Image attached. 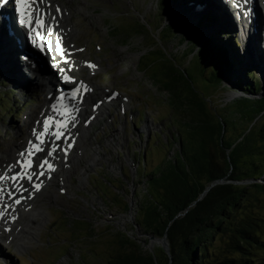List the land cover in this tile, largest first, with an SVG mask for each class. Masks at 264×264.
I'll use <instances>...</instances> for the list:
<instances>
[{
    "label": "rangeland",
    "instance_id": "rangeland-1",
    "mask_svg": "<svg viewBox=\"0 0 264 264\" xmlns=\"http://www.w3.org/2000/svg\"><path fill=\"white\" fill-rule=\"evenodd\" d=\"M9 1L11 2L7 5L12 6L13 0ZM44 1L47 2V5L45 4L47 10L57 17L52 18L50 22L47 21L54 30L50 42L59 37L61 44L70 50V56H73L78 64L97 63L98 71L92 73L93 75L86 70L77 73V79H82L90 85L87 93L89 101L84 104V108L93 112L95 105L90 99H103L100 97L101 92L117 100L112 99L108 102V106L101 109V116L95 119L89 128L80 121L85 138L80 139L82 132L78 133L80 137L73 155L76 159H70L66 174H63L61 167H57L55 173L58 179L52 175H45L39 179L33 177L34 183L41 184L40 190L33 193L36 201L34 209L41 213V216H37L38 223L23 215L20 207L12 217H16L13 220L14 226L22 223L21 225L27 229L34 230L35 235L28 234L30 235L28 237L23 230L18 229L21 238L17 239L11 236L16 228L12 227V231L0 228L3 231L0 236V264H29L28 261L34 264H105L106 253L112 252L113 246H118L114 237L117 234H123L137 242L146 240V244L143 243L144 249L153 254L159 264H167V253L160 239L150 240L141 233V229L135 223L138 217L136 206L144 198H148L143 181L144 171L139 168L138 163L141 164L142 158L145 165L156 170L163 159H172L179 149L175 137L179 134L183 141L188 140L183 124L186 116L184 109H176L173 95L167 97L140 73L134 60L138 52H135V43L132 42L131 35L134 30L137 31L138 25H142L148 28L157 42V35L160 37L161 45L170 52V56L181 52L183 47L173 49L171 45L163 44L171 37L170 30L163 31L164 26L157 28L155 25L154 29L150 25L153 22L151 17L154 13L157 14L156 0L150 4L146 2L147 0ZM206 1L203 4L193 1L177 7L168 3V9L170 7L175 9L170 11L168 17L163 18L161 26L169 24L183 29L185 24L195 23L202 13L216 12L214 16L218 19V28L234 36L242 53L253 64L254 80L262 84L264 73L255 66H264V33L252 37L247 30L240 29L244 22L232 13L225 3H221V0ZM212 2L214 4H211ZM2 5L4 3L0 2V14L6 10ZM253 6L261 10L259 0H254ZM16 26L18 24L14 20V28L17 31ZM262 27L264 21L262 23L260 20L259 30ZM212 30L213 28H210L208 33ZM22 33L26 32L17 31L20 36ZM135 41L143 42V39L137 36ZM1 51L6 56H0V69L4 73L3 79L6 84L1 91L5 94L4 103L8 104V108L0 109V163L13 161L18 166L16 158L20 149L27 144L30 131L43 124L41 111L51 108L57 95L49 90V87L41 84L39 88L36 87L37 82L30 74L21 77L25 78L28 84H19L17 74L22 68L21 54L14 51L9 42H4L0 29V54ZM25 52L30 56L42 57L32 52L28 43L25 44ZM154 56L151 54V57H148L154 62L153 67H149L148 74L152 83L158 86V81L152 76L154 69L160 64L156 63ZM42 58L50 67L48 59ZM202 59V54L195 55L189 65L187 62L188 67L186 66L184 74L200 95L213 100L216 94L214 90L218 85L210 77L208 67L205 72L208 79L196 78V72L201 74L205 70L206 63ZM174 60L178 68H181V60L179 58ZM3 62L8 63L5 68L1 65ZM6 68L7 70H4ZM60 78L61 75L57 74L56 79L60 87L68 88L65 80L61 84ZM226 81L227 79H223L220 85L226 87L225 95L229 97L236 89ZM187 83L180 80L179 86L189 92ZM237 92L240 93V90ZM259 93L253 96L254 99L261 96L259 101L250 99L244 101L239 98V101H232L228 108L216 110L225 127L226 142L234 138V130H242L247 120L264 107V92ZM121 98H126V108L121 107L122 100H118ZM215 100L218 107L223 106L220 97ZM202 110L204 114L208 113L205 106H202ZM26 150L25 148L23 152ZM57 150L61 154L65 153L63 149ZM42 160L43 156L35 155L33 162L36 164ZM5 163L3 167L7 165V162ZM23 182L26 188L32 189V183L27 179ZM115 204L127 205V208L120 209ZM260 205L259 210L264 215V199L260 201ZM128 209L129 212L126 213ZM261 238L264 241V229L261 231Z\"/></svg>",
    "mask_w": 264,
    "mask_h": 264
},
{
    "label": "trees",
    "instance_id": "trees-1",
    "mask_svg": "<svg viewBox=\"0 0 264 264\" xmlns=\"http://www.w3.org/2000/svg\"><path fill=\"white\" fill-rule=\"evenodd\" d=\"M193 1L204 3L203 0L155 2L157 14L151 17L153 22L150 25L153 28L154 25L157 28L164 26L163 31L170 30L171 37L163 44L171 45L173 49L183 47L181 52L171 55L173 61L179 58L180 66L186 72L187 62L189 65L195 55L202 54L206 65L201 74L196 72L198 80L208 79L205 77L208 67L210 77L217 85L227 79L243 95L255 97L264 92V74L263 83L258 84L254 80L253 64L242 53L234 36L218 28L216 12L202 13L195 23H189L194 26L185 24L183 29L169 24L161 26L163 18L168 17L177 5ZM146 2L154 3L153 0ZM168 3L175 7L168 9ZM210 28L213 30L208 33ZM7 62L1 65L5 68ZM255 67L264 73L263 65ZM3 76L0 69V109L5 110L8 104L4 103L5 94L1 91L6 86ZM242 100L248 101L247 98ZM174 102L176 109L185 110L183 124L188 140L183 141L178 134L175 138L179 149L172 159H163L156 170L145 165L141 158L138 165L144 171L148 198L136 206L138 209L134 207L138 210L136 225L145 236L162 238L166 235L167 264H264V241L261 238L264 215L259 210L264 187L216 184L203 195L207 187L218 181L234 183L262 176L264 113H261L264 107L247 120L242 130H234V138L226 142L219 135L220 140L216 142L213 133L200 124L181 97L175 96ZM118 207L126 209L127 205ZM114 237L118 246L106 253L105 264H159L158 259L144 249L146 240L137 242L123 234Z\"/></svg>",
    "mask_w": 264,
    "mask_h": 264
},
{
    "label": "bare ground",
    "instance_id": "bare-ground-1",
    "mask_svg": "<svg viewBox=\"0 0 264 264\" xmlns=\"http://www.w3.org/2000/svg\"><path fill=\"white\" fill-rule=\"evenodd\" d=\"M253 1L254 0H248V2L245 4L243 0H239V7H236L234 0H229L228 7L230 9L232 8L233 11H240L241 15L243 14L244 23L242 22H241L242 24L240 23L241 24L240 29L242 31L247 30L246 32L251 33L252 37L255 38L256 36L261 35V33H264V27H262L261 30H259L258 28L259 21L262 20V23L264 21V17H263L264 0H259L261 2L260 11L258 8L256 9V7L253 6ZM203 2L206 3L207 1L203 0ZM2 3H7V1L3 0ZM13 3H14V6L7 8L0 14V25H1L0 29L2 33V39L4 40V42L6 43L9 42L12 45L13 50L21 54L20 63L22 64L21 66L22 68L19 70L17 74L19 84L20 85L28 84L25 78L23 77L24 79H22L21 77L26 76L25 74H30L33 77L31 78L37 82L36 87L39 88L41 84L45 87H49V90L55 92V95H58V93L60 92L62 93V97L58 98L57 96V99L54 101V104L51 106V108H46L41 111L42 118L44 119L42 122L43 124L41 126L34 128L37 133H40L44 131V123L46 120L50 122V125L52 124L49 134L43 137V139L45 140V143L40 144V141L37 139V135L34 134V129L31 130L29 138L27 140V144H25L24 147L21 148L18 153V156L16 158L17 159L16 163L18 160L26 158V157H21L20 153H22L25 148L29 149L32 146L29 143L31 141L32 144H37L41 148L44 149V151L38 152L35 155L39 157L43 156V160L48 159L49 162L54 166L55 170L51 172H46V176L52 175L58 179L55 173L56 168L61 167L63 174H66L69 169V167H67V164L69 163L70 159H76V157L73 155L75 153V149L77 148L78 139L80 137L78 133L82 132L80 139L84 140L85 138L84 137L85 132L82 129V127H80L81 125L80 121H83V123L87 125V128H89L91 124L93 123V121L99 118V116H101V109H103V107H107L108 106L107 103L112 101V99H114L115 101V99L117 100V98L113 96L111 97L107 96L106 93L101 92L100 97H102L103 99H97V100L90 99V101L93 102V105H95V109L93 112L88 111L86 108H84V104H87L89 101V99L87 98L88 96L87 93H89V90L85 91L84 88L81 87V85L87 86L88 89H90V85L82 79H77L76 78L78 77L77 73L82 70H86L89 74L97 72L98 71L97 63L91 64L92 62H90V63L78 64L73 59V56H70V53H69L70 50L68 51L66 47H64L62 44H61V48L63 52L66 54L65 56H58L53 53H49L47 51L39 52L42 57L48 59L47 62L50 64V67L44 62L42 57H38V56L34 57V56H30L29 54H27L25 52V44L27 45V43L24 40L23 35L22 34H21L22 36L18 35L16 29L14 28V19H15L14 17H18V12L16 10L17 5L15 4V0H13ZM46 3L43 0V3H36L34 7L35 9L39 10L40 14H43L42 18L45 24L46 26H49L47 24V21L50 22L52 21V18H57V17L53 16V13L47 10V8L45 7L47 5ZM221 3H223L222 0H221ZM211 4H214V3L212 2ZM2 6L6 7L7 5H2ZM24 7L26 10L32 11V8L30 7V4H29V0H25ZM50 14H52L53 17L50 16ZM33 15H35V13H33ZM25 18L27 19V15ZM16 27L18 30H20L19 26H16ZM24 30L26 34L28 35V31L25 28ZM56 33L60 35V33H58L57 31ZM45 39L47 41H50V36L45 35ZM38 41L40 42L39 39ZM45 48H47V45H45ZM29 49L32 52H34L31 47H29ZM1 55L2 57H6L5 53L2 51H1L0 56ZM65 59L68 61V63L63 62ZM95 62H97V60ZM259 62L261 61L259 60ZM90 64L94 65L95 67H89L88 65ZM15 68H17V65ZM60 69H66L67 71H60ZM57 74L61 75L60 81L64 80L65 75L71 78L70 81H67V85L69 88L60 87V83L58 84V80L56 79ZM78 83L80 85H78ZM66 89L68 90L67 92H66ZM77 89H79V91H77ZM73 97H76V98L74 99ZM118 100H122L120 105L121 107L126 108L127 106L126 98H121ZM61 103H63V105ZM52 121H54V123H52ZM60 121L64 122L65 127L62 129L63 131L62 138L60 140H56L54 136L51 135V133L57 131V129H55V125L58 124V122ZM69 144H71L70 148L68 147ZM57 148H59L60 151L61 149H67V155H65V153L61 154V152H59ZM52 149H56V151L53 153L51 157H49L47 153L51 151ZM5 162H7V165L3 167V164H6ZM9 166H12L11 171H9ZM19 171H20V165L18 164V166H16L15 162L13 161H3L0 163V175L11 176ZM29 174H31V170H29ZM21 185L23 186V188H21ZM0 189H3V191H0V210H3L4 205L6 204L11 205V209H9L6 212L3 219H0V228H5V229L8 228V230H11L12 227L16 228L14 232L11 233V236L17 239L21 238V235L18 234V231H17L18 229L23 230L26 233V236L28 237L30 236L28 234L35 235V233L33 232L34 230L27 229L25 226L21 225L22 223L21 224L19 223L18 225L14 226L13 225L14 222L11 219V217H12V214H14L15 212H18L17 209H19L20 207L23 215L30 218L32 221L36 222L38 220V217L41 216L40 215L41 213L36 211V208L34 209V206H33L34 203L36 202L35 198L33 197V193L35 194L36 190L33 187L32 189L34 191L31 188H26L23 180H20L15 185H13L10 181L3 180L0 182ZM17 189H20V190L18 191ZM23 189H27V191H24ZM9 193H11V196L13 197L12 199L9 198ZM29 195H31V198H29ZM14 199H20L21 203L15 204ZM12 209H15V211H12ZM2 232L3 231L0 229V236H2L3 234ZM161 243L162 245L166 246L165 242L161 241Z\"/></svg>",
    "mask_w": 264,
    "mask_h": 264
},
{
    "label": "water",
    "instance_id": "water-1",
    "mask_svg": "<svg viewBox=\"0 0 264 264\" xmlns=\"http://www.w3.org/2000/svg\"><path fill=\"white\" fill-rule=\"evenodd\" d=\"M136 22L134 21L133 24ZM141 30V31H140ZM146 32V34H145ZM158 32V31H157ZM153 33V32H152ZM156 33V30H155ZM158 34V33H157ZM142 37L143 42H137L136 37ZM132 42L135 43V52H138V54L135 55L134 60L136 62V67L139 69L140 73L147 78V80L150 81V83L157 89H159L160 92L165 93L167 97L170 96H179L181 99H183L190 107L191 112L193 114H196L197 118L201 122L203 126H205L207 129H209L214 136V139L216 142L224 137L225 138V127L223 125V122L221 121L220 117L217 115L216 110L219 108H228L230 106V103L232 101H239V98H247L250 99L251 101H259L262 97L254 99L253 96H247L243 95L242 92L238 93L235 91L231 96L226 97L225 94H227L225 90L224 85H218L216 87L215 91V96L213 97V100H211L208 97H205L203 95H200L190 84V82L187 80V77L184 74V71L181 68H178V66L174 63L173 59L169 55V51L165 50L164 46L161 45V41L157 35V40L156 38L153 37V34L148 30L147 27L137 26V31L134 30L131 35ZM130 39V40H131ZM151 43L153 45H151ZM144 52V53H141ZM159 53V54H158ZM152 55H155L156 57V63L160 64L159 67L154 69L155 71L153 72L154 78L158 81V86H155L154 83L149 79L151 77L148 74L149 67H153L154 62H151V59L148 57H151ZM146 63H144V62ZM180 80H184L187 83L189 87V92H186L185 89H182L179 85ZM260 82L261 79L259 78ZM160 85V86H159ZM225 96V97H224ZM217 97L221 98V103L223 106L217 105L216 100ZM194 100V101H193ZM210 108H208V106ZM202 106H205L207 108L208 113L204 114L202 110ZM264 111L261 113L263 114ZM202 117V118H200ZM221 124V125H220ZM221 127V129H220ZM220 129V130H219ZM226 183H231L234 185H239V186H250V185H260L264 187V173L260 178L257 179H249L245 180L242 182H223V181H218L211 186L207 187L206 190L204 191L203 195L207 193L208 190H210L214 185L216 184H226ZM201 195V196H203ZM149 239H155V237H149ZM160 239V241H163L166 243V246L162 245L163 248L166 250V253L168 254L169 248H168V242L166 240V235H164L162 238H156ZM150 246V245H149Z\"/></svg>",
    "mask_w": 264,
    "mask_h": 264
},
{
    "label": "snow or ice",
    "instance_id": "snow-or-ice-1",
    "mask_svg": "<svg viewBox=\"0 0 264 264\" xmlns=\"http://www.w3.org/2000/svg\"><path fill=\"white\" fill-rule=\"evenodd\" d=\"M0 2H3V0H0ZM248 0H244V3L246 4ZM36 3H43V0H29L30 7L32 8V11H28L25 9L24 4L25 0H15V4L17 5V12H18V24L25 28L28 31V38L29 40L35 45V40L33 39V36L40 40V44L38 47L40 50L47 51L49 53H53L58 56H65L66 54L63 52L61 48V40L59 37L56 38L54 42L47 41L45 39L46 36H52L53 35V28L51 26H46L44 20H43V14L39 13L38 9H35L34 5ZM237 4L239 6V0H237ZM59 12V9H57ZM35 13V15H33ZM27 15V19L25 18ZM43 33V35H42ZM45 45H47V48H45ZM64 63H68V61L65 59L63 61ZM89 67H95L94 65H88ZM60 71H67L66 69H60ZM65 81H70L71 78L67 75L64 76ZM74 82V81H73ZM81 87L84 88L85 91H88L89 89L87 86L81 85ZM79 91V89H77ZM74 99L76 97H73ZM64 125H58L57 131L52 132L51 135L54 136L56 140H60L63 136L62 129L64 128ZM51 125L46 120L44 123V131L37 133L34 129V134L37 135V139L40 141V144L45 143V140L43 137L47 134H49ZM30 145H32L29 149L26 150V152L20 153L21 157H26L24 159L18 160L17 163L20 165V171L16 172L14 175L11 176H0V180H7L10 181L13 185L17 184L20 180L27 179L29 183H32L33 188L36 191L40 190L41 184L40 183H34L33 177H36L39 179V177H43L46 175V172L54 171V166L49 162L48 159H44L42 161H39V163L34 164L32 157L38 153L44 151L43 148H41L37 144H32V142H29ZM68 147H71V144L68 145ZM65 152V155H67V149H63ZM56 151V149H52L47 153L49 157L53 155V153ZM12 170V166H9V171ZM29 170H31V174H29ZM51 178V177H48ZM21 188L23 186L21 185ZM18 191L20 189H17ZM24 191H27V189H23ZM0 191H3V189H0ZM9 198L11 199V193H9ZM29 198H31V195H29ZM15 204H20V199H14ZM11 209V205H4V209L0 210V219H3L6 212ZM12 211H15V209H12ZM12 220H15V217H11ZM8 230V229H6Z\"/></svg>",
    "mask_w": 264,
    "mask_h": 264
},
{
    "label": "built area",
    "instance_id": "built-area-1",
    "mask_svg": "<svg viewBox=\"0 0 264 264\" xmlns=\"http://www.w3.org/2000/svg\"><path fill=\"white\" fill-rule=\"evenodd\" d=\"M125 230H126V228H125Z\"/></svg>",
    "mask_w": 264,
    "mask_h": 264
}]
</instances>
